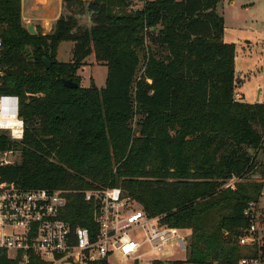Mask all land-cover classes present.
<instances>
[{"label":"trees","instance_id":"1","mask_svg":"<svg viewBox=\"0 0 264 264\" xmlns=\"http://www.w3.org/2000/svg\"><path fill=\"white\" fill-rule=\"evenodd\" d=\"M221 1L63 0L52 31L33 35L22 0H0V92L20 97L25 121L21 160L1 169L3 179L65 191L62 218L92 236L84 191L120 187L150 216L189 231V253L175 264H237L253 254L238 239L245 209L264 190L249 179L264 147V102L235 101L244 79L236 45L224 40ZM86 12L91 25L76 16ZM64 41L74 43L68 62L57 59ZM93 53L108 68L102 88L82 87L76 75ZM10 144L0 134V149ZM232 178L234 189L225 186Z\"/></svg>","mask_w":264,"mask_h":264},{"label":"built area","instance_id":"2","mask_svg":"<svg viewBox=\"0 0 264 264\" xmlns=\"http://www.w3.org/2000/svg\"><path fill=\"white\" fill-rule=\"evenodd\" d=\"M235 101H243L239 91ZM0 134L11 143L10 148L0 149L1 171L21 160L17 146L25 135V121L16 94L0 92ZM235 182L232 178L225 186L234 189ZM84 198L92 203L94 236L87 227L73 228L62 218L68 203L65 191L26 189L0 173V264H175L186 259L190 250L187 230L150 216L120 187L88 189ZM244 214L249 225L238 243L253 254L241 257L237 264H264V227L258 204L252 203ZM133 231H141L142 239L134 238ZM164 252L169 254L163 256Z\"/></svg>","mask_w":264,"mask_h":264},{"label":"rangeland","instance_id":"3","mask_svg":"<svg viewBox=\"0 0 264 264\" xmlns=\"http://www.w3.org/2000/svg\"><path fill=\"white\" fill-rule=\"evenodd\" d=\"M26 4L29 5V1H26ZM133 4L134 7H142L143 0H133ZM218 10L225 18V26L227 27L226 39L231 40V42L236 40L235 42L237 43L236 71L244 79L243 84L237 88V91L243 93V101L245 102H256L258 95H260V100L264 101V0H222ZM53 11L54 9L52 8L45 17L53 18ZM62 12L63 8H61ZM76 16L81 25L92 24L90 13H78ZM28 23L25 24L27 25ZM31 24L37 26L38 20H32ZM54 24H47L46 20L43 33L51 32ZM73 46L74 43L71 41L61 43L59 61L68 62L72 60ZM153 51L159 57L166 54V50L159 46H153ZM146 52L147 49L145 47L139 49L141 66L144 64ZM107 74V66L99 62L93 53L85 59L84 65L77 71L76 75L80 77V85L82 87H89L94 82L98 88H102L106 86ZM260 87L262 88V91L260 89L261 94L259 92ZM131 124L136 130V134H138L139 127L136 123V118L131 121ZM257 156V167L249 179L260 181L264 184V147ZM258 209H260L263 220L262 226L264 227V190L258 203ZM187 232L189 233V231ZM131 234L136 239H142L143 237L141 231H133ZM167 254L169 253L164 252L162 255L166 256ZM179 256L183 257V254Z\"/></svg>","mask_w":264,"mask_h":264},{"label":"crops","instance_id":"4","mask_svg":"<svg viewBox=\"0 0 264 264\" xmlns=\"http://www.w3.org/2000/svg\"><path fill=\"white\" fill-rule=\"evenodd\" d=\"M26 1L27 2L29 1V5H27L28 3L26 4ZM62 2H63V0H22L23 20L25 21V23H28V21H29L28 24H31L32 20H38V25L35 27H36V29H37V27H40L43 31V29L45 27V21L46 20H47V24L52 23V25H53L56 22V20L58 19V17L60 16L61 8H62ZM52 8L54 9L53 18L45 17V15H48L50 13ZM226 28L227 27L225 26L224 40L228 43H234L236 45V50H237V43L235 42L236 40H232V42H231V40L226 39V31H227ZM245 41L250 42L249 40H245ZM60 45H59V48H60ZM59 48H58V53H57V59L58 60H59ZM260 89L262 91V88L260 87L259 92H260ZM241 94L243 95V93H241ZM260 94H261V92H260ZM243 99H244V95H243ZM256 102H264V101H261L260 95H258ZM183 257H184V255H183Z\"/></svg>","mask_w":264,"mask_h":264},{"label":"water","instance_id":"5","mask_svg":"<svg viewBox=\"0 0 264 264\" xmlns=\"http://www.w3.org/2000/svg\"><path fill=\"white\" fill-rule=\"evenodd\" d=\"M27 30L33 34V35H36L37 34V29L35 27V25L33 24H28L27 26ZM44 63L46 64V67L49 68L50 65H51V61L47 58L44 59ZM63 82L65 84V86L69 87V88H76L79 86V83L74 81L73 78H64L63 79Z\"/></svg>","mask_w":264,"mask_h":264}]
</instances>
